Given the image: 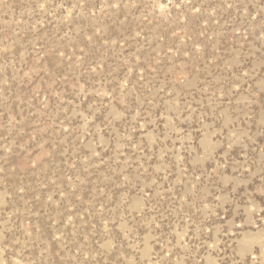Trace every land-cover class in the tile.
Returning <instances> with one entry per match:
<instances>
[{
	"label": "rangeland",
	"instance_id": "rangeland-1",
	"mask_svg": "<svg viewBox=\"0 0 264 264\" xmlns=\"http://www.w3.org/2000/svg\"><path fill=\"white\" fill-rule=\"evenodd\" d=\"M0 264H264V0H0Z\"/></svg>",
	"mask_w": 264,
	"mask_h": 264
}]
</instances>
